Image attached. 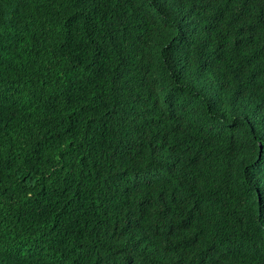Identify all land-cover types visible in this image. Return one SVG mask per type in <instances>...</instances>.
I'll return each instance as SVG.
<instances>
[{
    "label": "trees",
    "instance_id": "trees-1",
    "mask_svg": "<svg viewBox=\"0 0 264 264\" xmlns=\"http://www.w3.org/2000/svg\"><path fill=\"white\" fill-rule=\"evenodd\" d=\"M0 264H264V0H0Z\"/></svg>",
    "mask_w": 264,
    "mask_h": 264
}]
</instances>
